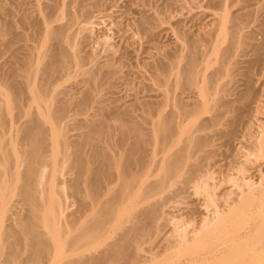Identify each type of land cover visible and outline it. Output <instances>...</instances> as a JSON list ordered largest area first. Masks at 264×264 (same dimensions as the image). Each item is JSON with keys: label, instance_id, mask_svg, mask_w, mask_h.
Masks as SVG:
<instances>
[{"label": "bare ground", "instance_id": "1", "mask_svg": "<svg viewBox=\"0 0 264 264\" xmlns=\"http://www.w3.org/2000/svg\"><path fill=\"white\" fill-rule=\"evenodd\" d=\"M35 2H36V0H35ZM39 2H40V0L39 1L37 0L36 3L39 4ZM50 3H48L49 5L47 4V6H52V5H50ZM57 5H59V4H56V6ZM45 6H46V4H45ZM54 6H55V4H54ZM67 7H68V5H67ZM60 8H61V6H60ZM37 9H39V7L36 8V10ZM4 11H5V8H4ZM64 11H65V9H64ZM6 12H8V10ZM71 12H72V10H71ZM5 14H7V13H5ZM61 15H63V14H61ZM86 15H87V13H86ZM8 16H10V15H8ZM71 16H73V15H71ZM227 16L224 15L223 18L219 19V20L222 19L221 23L219 22L220 26H221L219 28L222 29L221 30L222 35L219 34V35H221L220 41L217 38L216 40H218V41H215V42L219 43L221 41H224L225 39L227 40V37H228V40L232 39V41L227 40L230 43H229L228 47L226 45L227 48L225 50H224L225 47L223 48V50H222V48L220 49L221 45L219 48H218L219 45L216 48V44L214 47H215V49H218V50L216 51L213 48V50L216 51L215 53H217V54L214 53L215 54L214 56H218V54L220 56V57L218 56V58L215 57V59H217V61L219 60L218 62H221L219 65V68L214 70L215 72H213V70L211 69L210 71H212L213 73H211V72L210 73L212 75H209L210 74L209 73L208 76H206L207 72L203 74V71H205V70H201L205 66L202 67V65H203V63H202V65H201L202 68H200L199 67L200 64H198V60H197V57L195 56V53H191V52L189 55L190 56L189 59L188 60L186 59V61L188 63H186L187 66H185L187 68L184 67L186 69L185 72L187 71L185 74L183 72L184 70L182 71L178 68V62L180 60L177 63H174L175 65L169 66L168 67L169 69L167 68L168 71L166 70L168 73H166V71H165V73H163V75L161 77V82H162V86H163V90H164L162 97H161V113L159 111H157V112H159V115H158V113L156 114L157 115V117L155 116L156 120L152 121V119H151L152 124H150V120L147 121L148 119H146V117H144V115H143L146 122H149L148 124L152 125V128L150 129V131H148V133H143V131H145V127L143 128V126H141L140 123H137L136 122L137 120L135 121L136 118L133 119L132 117H130V115L128 117L124 113L118 112L121 115H119L117 113V115L115 117L118 120L117 122L119 123V125H117V128H115L116 125H114L115 127L112 126V129L114 128V132L116 131V129H118L117 130V136H119V138L118 139L115 138L116 141H113L115 139L112 138L111 134L110 135L106 134V131H108V133L109 132L113 133L111 130H109L111 124L108 123L109 125H108V127H106L107 123L104 122L103 119L97 118L98 120H101V121H98L96 118H93L94 120L89 121L90 122L89 126L87 125V127H89L88 131H86L85 133L83 132L84 135L82 133V135L84 136V139L82 137V139H80L81 142H79V143H76L75 140H74L75 142H73L72 140H69V137L65 132L63 135L62 134L60 135V132L58 131L59 132V134H58L57 130L58 129L60 130L61 123L62 122L66 123L65 122L66 118L68 116H70V115L67 116V114L69 113L68 112V109H69L68 104L71 103L70 105H72V103H75L77 109L78 110L81 109V111H82V108H83L82 106L85 105L86 108H88L87 104L92 103V102H89V99H91V97L93 96L92 95L93 93L91 92V90H90V92L92 94H90L89 91H86V92H89V94H84L81 99H79V98L76 99V98H74V97H76V95L75 96L73 95L74 97H72V94H71L70 98L72 97V100H70L69 99L70 92H68L69 94H68L67 98L69 99L68 101H70V102L68 103V101H67V103L65 102V104H64V100L66 101V99H67L65 97L67 95L65 93L66 91L64 92V91L58 90V92L63 93L62 96L65 95L63 97V100H61L62 98L60 97L61 98L60 99L58 97L61 94L58 92H57V94H55L56 88L54 86H57V87L59 86V84L56 85V83H59V80L62 76H65L66 74H68V71H69L71 65H73L74 63L80 64V62L82 65L83 56L80 54L81 48L79 49V46L77 45L78 43L76 42L77 43L76 44L75 40L73 39V37L76 35V34L74 35L75 32H71V33L67 32V29L64 26L65 24H63V25L58 24L59 26L58 25L52 26L49 23H46L44 21L46 23V26L44 25L45 28L40 27L41 31L44 29V32L42 33L43 35H41V37H40L41 45H40V43H39V45H40L41 49L40 48H39L40 50L38 49L39 52L36 53V51H38V50H36L34 47H32L34 44L33 45L30 44L31 46H30L29 52L25 53V57L23 56V59L21 61L20 60L17 61L19 63L21 62V67H18L19 69H16V68H15V70L13 69V72H11V74L8 72L10 74V76L8 77V75H7L8 79H9V80L8 79L6 80L7 84L4 83V86H3V83H0V85L2 84L0 86V121L4 122V124H5L6 123L5 121H8L9 118L13 115L15 108L18 110H23L24 105H22V100L25 97L29 101V105H27V106H29V109H27L26 112H27L28 116H29V114L31 116V118H29V122L27 121V123L25 124V127L23 126V128H21V129L19 128L20 129L19 132L17 131V133L21 134L19 141H21L20 143H22V144L19 143V145H18V146L23 145V146H21L22 147L21 149H20V147L18 149L16 146V144H18V142H17L18 139L16 140L17 135L15 136L16 137L15 139H11V137L9 139H7V138L4 139L5 137L1 138L2 134H0L1 135L0 136V201H4L5 200L4 197L6 195H8L9 193L17 192L21 195L22 200H24L26 202V204L28 206H30L29 207L30 212L28 214L29 216L23 217L22 211H20L19 208L15 207L14 210H12V206L7 205L6 206L7 209L5 210L6 213H8L7 210L9 212L11 211V213H10L11 215L9 214L10 215L9 222L7 221L8 218H6L5 216H1L2 214L0 213L1 214L0 215V264H3V263H5V264H25V263H27L28 264L31 261H33L32 264H51V262L56 257H58L57 255L59 254L58 251L56 250L57 249L56 244L59 242L61 243L63 239H64V243L67 244V250H65V251H67V252L70 251L71 254L68 252V255L70 254V256H69L70 258H67V260H65V261L63 259L64 262H62V264H107V263L109 264L108 260H111L110 264H112V263H114V264H125L124 262H126V263L129 262V263L134 264V262H136V261H137L136 264H140V262H142V261H140L141 260L140 258L142 256L140 257V254L138 253L140 247L143 245V243H145L148 240L149 234L151 233L153 228L156 227L155 229H159V227H160L159 219H161V218L165 219L166 218L165 216H167V218H169L170 221L172 220L173 223L174 222L177 223L176 225L174 223L176 228L174 226L171 227L172 229L175 228L174 232H172L173 230L169 231V232H171V236H172V233H173V236L175 235L174 236L175 239L169 238V239H172V240H170L172 243L170 242L171 245L169 244V247L166 248L167 250L168 249L170 250L172 248L176 249L175 251L173 250L172 255L176 254V256H177V254H178V256H179L180 254L178 251H180L181 255L179 257H182V255L184 253L188 252V250L190 249L189 247L192 248L195 245L201 243L200 244L201 247H199V245H198L197 250L191 249L190 253H186V255L184 254L183 256H188L189 258H187V259L192 260L194 263L197 262V264H264V183H262V181L264 182V174L262 176L263 178L259 179L260 180L259 185L257 184V182L259 180L257 181V179H256L257 182L255 184L258 185L257 187L253 186L254 184L252 185V183L255 182L254 180H253L254 182L251 181L253 178L252 179L247 178L248 181L250 180V182H251L250 184L248 183V181H247V183L245 181H242V180H241L242 182H240V178L243 175H246L248 173V171H247L249 168L248 166H250V164L248 165V163H247L249 158L245 155L246 156L245 161H247V162L244 161V162H242L241 165L235 164L233 166V167L238 166L237 168H235L238 172L236 171L234 174H227V176H225L224 178L222 177V180L221 181L219 180V182H215L212 179L214 177L213 176L214 173H216V172L214 169H212L213 165L215 163L211 160L219 155L218 153L221 152V150H222L221 148H224L226 146L224 144L225 146H222L221 148H219L220 147L218 145V144H220L219 142L223 141V140L220 141L219 138H221V137L228 138V139L225 138L226 142H229L227 140L233 139L235 137V136H233L234 131L232 129H230V126L233 124L232 128H234V122L237 120V116L232 117L230 119V116L232 115L231 113L233 110L230 109L229 107L232 104L230 103L231 102L230 99H229V102L226 101V99L228 100V96L225 100L223 98V96L226 92L227 93H229V91L231 92L230 89L229 90L227 89L229 87V85H228V87L226 86V84L228 82L225 81V82H227V83H225V82L220 81V77H222L223 75H226L229 70L231 71V69H228L227 68L228 66L226 67V65L229 64V63H227L228 59L230 58L229 56L231 55L232 50L234 49V47L238 41V39L235 37L236 36L234 33L235 31H233V32L231 31L233 34H230V36L232 35L233 37L232 36L229 37V35H227L228 33H231L229 31H227L228 33L226 32V29L229 30V27L226 28L227 22L229 24V21H230V18L228 21L229 16L228 17ZM53 17H51V19ZM76 17H71L70 19L73 20ZM48 18H49V16H48ZM69 18H68V21H69ZM233 18L235 19V17H233ZM7 19H5V20L7 21ZM23 19H24V17H23ZM37 19H38V17H37ZM55 19H56V16H55ZM60 19L62 20L63 18H60ZM75 20H73V21H75ZM50 21L48 20L47 22H50ZM52 21H54V20L52 19ZM231 21H233V20H231ZM19 22H21V21H19ZM24 22H26V21L24 20ZM75 22H72V23L75 24ZM23 23H21V24H23ZM42 23H43V21L41 20V24ZM69 23H71V21ZM243 23H244V20H243ZM11 24H12V27L15 26V25H13L14 24L13 22H9V25H11ZM70 25H72V24H70ZM70 25H68L69 27H67V28H71ZM232 25H235V24L233 23ZM238 26H239V24H238ZM12 29H15V27L11 28V30L9 29L8 31L6 29V31L4 30L3 32H5V33L8 32L10 34L12 33V35H13L15 33ZM16 36H18V35H15L14 37H16ZM3 37H5V36H3ZM19 37H17V38H19ZM234 37L236 38L237 41L234 39ZM35 38H36V36H35ZM229 38H231V39H229ZM22 39L24 40V38H22ZM11 40H13V39H11ZM18 40H20V39H18ZM210 40H211V38H210ZM5 42L7 44H9V42L4 41V43ZM14 42H17V41H14ZM53 42H54V45L52 47L51 43H53ZM29 43H31V42H29ZM234 43H236V44L234 45ZM11 45H13V44H11ZM24 46H26V45H24ZM237 47H239V46H237ZM18 48H20V47L18 46ZM28 48H29V45H28ZM219 49L222 52H220ZM9 50H11V49H9ZM11 51H13V50H11ZM7 52H9V51H7ZM15 53H14V55H15ZM17 53H19V52H17ZM197 54H198V52H197ZM205 56H206V54H205ZM211 56H213V55H211ZM5 59H7V58H5ZM209 59H211V58H209ZM215 59L213 57L214 61H215ZM42 61H45L44 66L41 65ZM229 61H231V60L229 59ZM207 62L209 63V61H207ZM207 62H204V63L206 64ZM6 63H8L7 60H6ZM176 64H177V66H176ZM74 65H76V64H74ZM74 65L72 67H74ZM206 66H208V65H206ZM13 67H16V66H13ZM40 67L41 68L43 67V69H41ZM8 69H10V68H8ZM203 69H205V68H203ZM225 70L227 72L224 73ZM92 71L87 70L85 72L91 76L90 77L89 75H87V77L89 76L90 79L93 81L94 78H96V77ZM207 71H209V70H207ZM112 72H114V71H112ZM114 73H116V71ZM168 74H169V77H168ZM5 75H6V73H5ZM68 75L70 76V73ZM105 75L104 76L107 77L109 74L106 72ZM173 75L175 76V78L172 79V80H174V82L172 83V81H170V77ZM96 76H98V75H96ZM230 76H231V74H230ZM235 77H236V75H235ZM114 78H116V77H114ZM223 78H224V76H223ZM61 79H64V77ZM232 79H234V78H232ZM221 80H223V79L221 78ZM100 82L102 83V80ZM102 84H100V87L103 86ZM229 84H230V82H229ZM96 90H98V89H96ZM231 93H229V95ZM226 94H225V96H226ZM95 95H97V94H95ZM53 100H54V102L52 103ZM55 100L57 102H55ZM73 100H74V102H72ZM76 100L78 101L77 104H76ZM227 102L230 104H228ZM54 103H56V104L54 105ZM26 104H27V102H26ZM77 105H79V107L80 106L81 107L78 108ZM89 105H91V104H89ZM145 105L142 107L145 108ZM147 106L148 105H146V107ZM155 106H160V104L159 105L157 104ZM72 107H75V106H72ZM72 107H70V108H72ZM91 107H93V106H91ZM150 107H151V104H150ZM24 108H25V106H24ZM238 108L239 107H237V109ZM72 109L74 110V108H72ZM156 109L159 110V108H157V107H156ZM103 110L104 109L100 108V112L102 111L101 112L102 114L104 113ZM143 111H145V110L143 109ZM97 112H99V109ZM145 112L149 113L148 111H145ZM101 113H99L97 115L102 116ZM146 113H144V114H146ZM208 113H210L211 115H209ZM205 114H207V117ZM150 115H151V113L149 114V116ZM117 116H118V118H117ZM143 117H142V119H143ZM224 118H226V119L228 118L227 119V125L225 124L226 121L224 120ZM2 119H4V121ZM144 119H143V121H144ZM49 122H52V125L50 124L51 126L47 125ZM99 122H101V123H99ZM146 122H143V124ZM223 124H224V126L226 125L225 127H227V126H229V127H227V129H225ZM250 124H251V122H250ZM220 125H221V127H220ZM218 126L220 128H217ZM222 126L224 127L223 129H222ZM4 128H6V127H4ZM142 129H144V130H142ZM148 130H149V128H148ZM251 130H249V131H251ZM263 130H264V126L262 129V133L259 131L261 133L260 134L261 137L258 135L259 138H257L254 142V146H253L254 150L249 148V147H252L251 145L248 146V149H250V152H251V150L256 151L257 152L256 154L258 155V157L260 156V158H262L261 160L264 159V132H263ZM235 132H236V129H235ZM99 133L101 136L99 138H101V140H102V141L101 140H99V141L106 143L104 145H108L107 150H110L109 152H107L106 148H105L106 152L104 149H101L104 146L103 147L100 146L102 144L99 145L98 144L99 142L97 143V141H95L98 139V138L96 139L95 136H97V135L99 136ZM249 133L251 135V132H249ZM103 134H105V136H103ZM10 136H12V134H10ZM236 136L240 137L238 135H236ZM247 136L249 137L248 139H250V137H252L249 135H247ZM244 137H245V135H244ZM252 138L255 139V136ZM237 139L239 140V138H237ZM240 139H242V138H240ZM246 139H247V137H246ZM82 140L87 145L95 143V145L93 144L94 146H92V150L94 148L93 153H95V155H96V156H94L95 157L94 159L95 160L100 159L101 161H98L99 166L101 165L100 163H103V166H100V167L96 166L97 168L96 167L93 168L92 165L94 163L93 164L91 163L90 158H93L94 154H92V157H90V158L88 157V159H86L87 157L86 158L83 157L84 155H82V154L84 151L83 149L85 147V144L84 145L82 144L83 143ZM234 140H235V138H234ZM238 144L241 145L242 143L240 142V143H237L236 145H238ZM243 144H244V142H243ZM220 145H222V144H220ZM240 145H238V146H240ZM247 145H249V144H247ZM252 145H253V142H252ZM82 146H84L83 149H82ZM217 146H218V149H221V150H219L220 152L217 151ZM242 146L243 145H241L240 147H242ZM90 147H91V145H90ZM233 147H234V145H233ZM240 147H237V149L238 148L239 149L236 150V152L240 151ZM55 149H58V150H55ZM230 151H231V147H230ZM155 152L161 154V155H159L161 157L160 158L156 157ZM224 152H226V151H224ZM224 152L222 151V153H224ZM250 152H249V154H250ZM235 153L233 155L234 158H237L240 154V158L244 159L245 156H243V155L241 156L240 152H239V154H238V152H237V154H235ZM254 153L255 152H253L252 154H254ZM216 154H218V155H216ZM231 154L232 153L227 154L228 157L229 156L232 157ZM245 154H247V153H245ZM256 154H254V155H256ZM156 155H158V154H156ZM220 155H221V153H220ZM235 155H237V157H235ZM221 157L222 156H220V158ZM224 157L228 158L227 156H224ZM224 157H223V160L219 159L223 162V164L226 163V162L224 163V161H225ZM249 157H250V155H249ZM258 157H256V158H258ZM74 158H76V159H74ZM218 158H219V156L217 157V160H218ZM234 158H233V162H232L233 164L237 163L239 160V158L238 159H234ZM94 159H93V161H95ZM229 159H231V158H229ZM229 159H227V160H229ZM73 161L75 162V165H76V169H74V170L75 171L77 170L76 171L77 181L78 180L84 181V178H82L83 175H85L87 172H90V170H92L91 167L93 168L94 172L93 173H92V171L90 172L93 174V177H92V175H91V177L89 175V177L91 179L86 177V179L88 178L86 181H88L89 179L90 180L88 182H92V181L94 182L95 181L94 183L93 182L92 183L93 184L96 183L94 186L96 187V185H97V192H98V196L96 195L97 197L95 196V199L93 200L92 213L90 214V216L87 219L83 220L84 222L83 221L81 222L82 224H80V226H79L80 228H78L79 230L78 229H76L75 231L73 230V229H75L74 228L76 225L75 223H68V224H67V222L65 223L66 225H68L69 228L71 227L70 230L73 227L72 230L75 233V235L74 234L72 235V233H73L72 231H71L72 233H69L70 232L69 228H66L64 222L62 223V219H61L60 223L57 220L56 221V222H58L57 224H56V222H51L52 217L50 215H52L54 213L51 214L50 211L45 210V206H46L45 202L47 200L46 194H48V192L50 190V188L48 189L46 187V185L48 186L46 176H47V172H48L49 167L52 166L51 163L54 162V164L52 163L53 166L59 164L58 166H56V168L57 167L59 168L60 165L64 166V167L68 166L69 165L68 163H70V162L72 165ZM89 162H90V164H92L91 167L88 166ZM211 162H213L214 164H212ZM227 162H229V161H227ZM154 163H156L160 166H158ZM218 163H220V161ZM218 163L216 161V164L219 165L217 169H221V167H220L221 163L220 164H218ZM230 163H227L225 165V167L230 165ZM232 163H231V165H232ZM238 163H241V162H238ZM244 163H245V165H244ZM262 163H264V162H262ZM150 164H154L156 167H159V171H161L159 173H161V176L159 177V174L157 173L158 174L157 176L159 177V179L156 182L152 181V184L150 183L151 185L149 184L146 186L145 181H146V176L150 172L149 170L152 169L151 171L154 172L158 169V168L153 169L152 167L154 165L150 166ZM216 164H215L214 168H216ZM253 164H256V163L253 162ZM246 165H248V166H246ZM251 165H252V162H251ZM259 165L262 166L263 164H259ZM259 165H258V167H259ZM61 166H60V168H61ZM155 166H154V168H155ZM22 167H23V169H21ZM225 167H223V165H222V169H224ZM231 168L232 167L228 168L227 173H229V171L234 169V168H232V169ZM253 168L251 170H253ZM261 168H263V170H264L263 166ZM261 168L258 171L262 172ZM115 169L120 171V174L118 175L117 180H116V177H117L118 172L115 173ZM217 169H216V171H217ZM226 169H227V167H226ZM229 169H231V170H229ZM257 169L258 168H255V170H257ZM251 170L249 168V174H247V175L250 176ZM59 171L61 172V169ZM212 171H214V172H212ZM219 171H221V170H218L217 172L220 173ZM225 172H222L223 176H224ZM251 174H252V172H251ZM17 175L18 176L21 175L22 176L21 179H23V184L20 186L14 185V183H15L14 178ZM254 175H252V176H254ZM149 176H151V175L149 174ZM158 177H156V178H158ZM258 177L261 178V176H258ZM211 179H212V182H210ZM243 179L245 180L246 177ZM52 181L54 182V180H52ZM82 181H80V182H82ZM116 181L118 182V186L114 187L113 184ZM228 182H231V183L233 182L234 184H231V183L230 184H231V186L234 185V187H231L228 184ZM243 182H245V183H243ZM66 183H63V184H66ZM224 183L227 184V186L229 185V187H228L229 189H225L223 186V189H224V190L222 189L224 191L223 194L219 195L221 192L218 194L219 197L222 196V197H220V200L223 199L222 201H220L219 199H217L215 197V196H217V193H218V192H216V190L217 189L220 190L219 188L222 187V185ZM235 186L237 187V189H235ZM173 187H175V188H173ZM62 188H64V186H62ZM171 188H173L175 191L173 190L174 192L171 194L169 193V194L171 196L173 194L175 199L171 198V197L168 198L167 195L163 194L166 197V199L165 200L163 199L164 201L159 208H158L159 204L156 201H154V202L157 204H155L152 201H150L151 203L149 201H146L147 199L149 200V198H151V196L154 195V191L156 192L157 190H159L161 193L162 192L161 190L165 191V190L171 189ZM192 189H194L193 190L194 193H192L193 192ZM53 190H54V188H53ZM159 191H157L155 193V195H157ZM203 192H205V193H203ZM55 193L57 195L61 194V192L59 193V191H55ZM195 193H199L198 195H200V193H202L201 195H203V197L205 195L206 201L203 200L202 203L204 202V205H206V206L205 207L201 206V208L204 207V209H206V207H207L208 208L207 213H209L210 210H211V212H210V215H206V216L204 215V218H201L202 219V220H200L201 222L199 221L200 224L198 223L199 227H196V229H194V230H193V228L191 230L189 229V231H188V228L186 227L187 225H183L185 228L182 225L180 226L179 223L184 224V222H180L179 219H183L184 216L182 217V215H180V214L183 212H186V211L188 213L190 208H192V211H194L193 210L194 208L191 206V204L188 202L190 204L189 208L187 207L188 204H187V206H185L186 208H188V210L184 207L186 209V211L183 209L184 211L181 210L182 212L180 213V210L178 209L179 212L177 213L176 212L177 210H176L174 213H172V215L170 213L174 210L169 209V211H168L167 207H169L170 204H172V203H170V204L168 203L169 200H171V199H174V201L176 199L178 200V198H176V197L185 196L186 194H187V197L188 196L190 197V195L195 194ZM95 194H96V192H95ZM196 196H197V194H196ZM135 197H137V198H135ZM55 198H56V196H55ZM132 198L137 199V201H135V203H131V204H133V208L130 209L131 206H129V210L126 211L127 213H129V214L126 213V215H127L126 221H131V223L133 222V225L132 226L129 225L128 228H125V227H122L123 226L122 224L126 223V221L122 222L121 225H119V228L114 230V232L119 230V232H117L118 236H116L117 239L114 238L115 240L113 239L112 242L108 243L107 246L105 247V249H103L101 252H99V255H97V254L96 255L95 254H93V255L86 254L84 252L85 244L86 243L88 244L89 242L91 243L93 241H96V240L100 239L103 235H106L105 233L107 231L109 232V229L113 227V225L116 221H118L117 219H120L124 215V211L126 210V209L124 210V208H123L124 204L128 203L127 201H130V200L132 201ZM161 199H162V197H161ZM182 199H184V198H182ZM54 201H55L57 208H58L56 210L57 212L55 211L56 213L54 214V216L56 215L59 217L60 215H64L65 210H64V206H62L63 204L59 203L60 200L58 201V198L55 199ZM5 202H7V199ZM5 202H4V204H6ZM148 202H149L148 206L143 205L144 203H148ZM161 202H159V203H161ZM192 202H193V200H192ZM177 203H180V205H181V202H177ZM46 204H47V202H46ZM256 204L258 205V207ZM166 205H167V207H165ZM201 205H203V204H201ZM255 205L257 207L256 210L253 209V207ZM2 206H3V203H2ZM195 206L197 207L198 205H195ZM164 207L167 210L166 214L164 212L165 210L163 211ZM5 208H3V209H5ZM160 208H161V211H160ZM172 208H173V206H172ZM5 211H3V212H5ZM159 211L161 213H162V211L164 212L162 214L163 216L161 218H160L161 215H160ZM168 212H169V216H168ZM175 213H177V214L180 213L179 219L176 218V217H178V215H176ZM187 213H183V214H187ZM164 214H165V216H164ZM173 214H175L176 217L174 215V218H171V216H173ZM125 219L126 218H124V220ZM162 219H161V222L163 223V225H161V227L163 228V226L165 227L164 221L166 219L165 220L164 219L162 220ZM171 222H169V223L171 224ZM52 223H54V224H52ZM117 223L118 222L115 223V226ZM119 223H120V221H119ZM128 223L130 224V222H128ZM169 223L166 220L165 224L167 225ZM194 223H196V222H194ZM172 224L168 225V226H172ZM116 227H118V226H116ZM188 227H189V225H188ZM169 228H167V226H166L165 229L169 230ZM155 229H153V233H154ZM165 229L163 228L161 231L162 233L164 232V234L166 233ZM77 230H78V232H77ZM149 231H150V233H149ZM69 234H71V235H69ZM169 235H170V233H169ZM154 239H155V237H154ZM84 240H85V242L86 241H89V242L84 243L83 242ZM202 243H203V245H202ZM87 244H86V246H87ZM192 245H194V246H192ZM171 252H172V250H171ZM169 254H171V253H169ZM146 256H148V255H146ZM157 256H156V258H157ZM185 259H186V257H185ZM112 260H113V262H112ZM154 260H156V259H154ZM130 261H132V262H130ZM192 261H191V263H192ZM144 262H146V261H144Z\"/></svg>", "mask_w": 264, "mask_h": 264}, {"label": "rangeland", "instance_id": "2", "mask_svg": "<svg viewBox=\"0 0 264 264\" xmlns=\"http://www.w3.org/2000/svg\"><path fill=\"white\" fill-rule=\"evenodd\" d=\"M36 2H37V0H36ZM36 2H35V0H21V1L20 0H9V1L8 0H0V46H1L0 47V81L1 80L3 81V82L1 81L0 83H3V86H4V83L7 84L6 80L10 76L11 72H13V69L15 70V68L19 69L18 67H21V62L19 63L17 61H19V60L21 61L23 59V56L25 57V53L29 52L31 45L34 44L32 47H34L36 50H38L40 48V45H41L40 37H41V35H43L42 33L44 32V29L41 31V28H43L44 25L46 26V23H49L52 26L53 25L56 26L58 24L59 25L65 24L64 26L66 27L67 32H70V33L75 32L74 35L76 34L73 37V39L75 40V43L76 42L78 43V44L77 43L76 44L79 46V49L81 48L80 54L83 56V61H82V65H81V62H80V64L74 63V64H76V65L73 64L74 67H72L73 65H71V67L68 71V74L70 73V76L68 74H66L65 76L61 77V78L64 77V79H61V78H60V80L58 79L59 83H56V85L59 84V86L58 87L54 86L56 88L55 94H57L58 90L64 91V92L66 91L65 92L67 94L66 96L65 95L62 96L63 93L58 92L61 94L58 97L59 98L61 97L62 99L61 98L60 99L63 100V97L65 96L67 98L68 94H69L68 92H70L69 99L72 100V97H74L75 95H76V97H74V98L81 99L84 94H89L90 90L93 93L92 94L90 92V94H92L93 96L91 95L92 97H91V99H89V102H92V103L88 102L91 105L87 104L88 108H86L85 105L82 106L83 107L82 111H81V109L80 110L77 109L75 103H72V105H70L71 103L68 104L69 109L68 108L67 109H68L69 113L67 114V116L68 115H70V116H68L66 118V121H65L66 123H63V122L61 123L60 130L56 129L57 132L58 131L60 132V135L61 134L63 135L65 132L68 135L69 140H72L73 142L76 141V143L81 142L80 139H82V137L84 139L83 135L86 131H88V128H89V127H87V125L89 126V123H90L89 121L94 120L93 118L103 119L104 122L107 123L106 127H108V125L111 124L109 130H111L113 133H110V132L108 133V131H106V134H108V135L111 134L113 139H115V138L118 139L119 138V136H117V130L118 129H116L115 132H114V128L112 129V126L115 127L114 125H116L115 128H117V125H119V123L117 122L118 120L115 117L118 112L124 113L128 117L130 115V117H132L133 119L136 118L135 121L137 120L136 121L137 123H140L141 126H143V128L145 127V131H143V133H148V131H150V129L152 128V125H150V124H152V121L156 120L155 119L157 117L156 114L158 113V115H159V112L161 113V97H162V94L164 91L163 86H162V82H161V77H162L163 73H165L166 70L168 71L169 66L175 65L174 63H177L180 60L178 62V68L182 71L184 70L183 72L185 74L187 72V71L185 72V70H186L185 68H187L185 66H187L186 63H188L186 61V59L187 60L189 59V57H190L189 55L191 52V53H195V56L197 57V60H198V64H200L199 67L202 68L203 66H205V67H203L205 69L202 68L201 70H205V71H203V74L207 72L206 76H208V74L210 72L213 73V72H215L214 70L219 68V65L221 62H218L219 60L217 61V59H215V57L218 58L219 54H218V56H214L215 54H217L215 52L218 50V49H215L214 46L216 44V48H217V46L219 45L218 46V48H219L221 45L220 49L222 48V50H223V48L225 47L224 48V50H225L230 43L228 41H232L231 38H229L231 40H228V37H227L228 41L225 39L224 41H221L219 43L215 42L218 40L220 41V37L222 35L221 34L222 29L219 28V27H221L220 23H221L222 19L221 20H219V19L223 18L224 15L225 16L228 15L229 16V17L227 16L228 21H229V18H230V21H229V24L227 22L226 28L229 27V30L226 29V32L227 31H229V32L235 31L234 32L236 35L235 37L238 39V41L234 37V39L237 41V44L234 43V45L235 44L236 45H235L234 49L232 50L231 55L229 56L230 57L229 59L231 61H229V59H228L227 63H229V64L226 65V67L228 66L227 68L231 69V71L229 70L226 75H223L224 78H223V76L220 77V81H222V82L227 81L228 83L225 82V83H227L226 84L227 87L229 85V87L227 89L228 90L230 89L231 92L233 93L232 94L229 91V93L232 94V95L230 94L231 95L230 96L229 93L226 92L227 94L225 93L226 96L224 94L223 98L225 100L228 96V100L226 99V101H228V102L230 99V101H231L230 103L232 105L229 108L233 110L231 113L232 115L230 116V119L232 117L237 116V120L234 122V128H232L233 127L232 123H231L232 125L230 126V129H232L234 131L233 136H235L234 137L235 140H234V138L231 140H227L230 143L226 142V139H228L226 137L219 138L220 141L223 140L221 142H219L217 140L220 144H222V145L218 144L220 146L219 148H221L222 146H225V145L226 146L224 148H221L222 150L218 149V146H217V151L221 150V152L219 151L221 153V155H220V153H218L219 155L216 154L219 156L218 160H217L218 156L215 157L216 159L214 158L211 160L215 164H216V161H217V163L219 161L221 163V164L218 163L221 165L220 166L221 169H217L219 165L216 164V168H214L215 164L213 162H211L212 164H214L212 169H214L216 172V173H214L213 176L215 178L216 177L218 178V179L217 178L215 179L213 177L212 179L215 182H219V180L221 181L222 177L224 178L225 176H227V174H234L237 171L235 168H237L238 166H235V167H233V166L235 164L241 165L242 162H244L246 160V156H247L249 159L247 158L248 162L247 161H245V162H247L248 165L250 164V166H248V165H246V166H248L250 168V170L253 167L254 168H253V170L250 171V176L247 175V174H249V168H248V170H247L248 173L246 175H243L244 177L242 176L241 177L242 179L240 178V182L245 181L247 183L248 179L253 178L251 180L252 182L255 181L254 183H252V185L254 184L253 186L257 187L260 184L259 179H262L263 178L262 176L264 174V170H263V168H261L262 166L264 167V163H262V162H264V159L261 160L262 158H260V156L258 157V155L256 154L257 152L253 151L254 150L253 146H254L255 140L257 138H259L258 135L261 137L260 134L262 133V129L264 126V122H263L264 121V0H63V1L62 0H40L39 4ZM48 3H50V5H52V6H47ZM45 4H46V6H45ZM54 4H55V6H54ZM56 4H59L61 6V8L59 5L56 6ZM67 5H68V7H67ZM38 7H39V9H37L38 10L37 11L36 8H38ZM4 8H5V11H4ZM64 9L66 12L64 11ZM7 10H8V12H6ZM71 10H72V12H71ZM4 12L7 14H5ZM86 13H87V15H86ZM61 14H63V15H61ZM70 14L73 16H71ZM8 15H10V16H8ZM69 15L71 17L77 16L75 18L76 20L73 19L76 22L71 20L70 19L71 17ZM48 16L50 19L48 18ZM55 16H56V19H55ZM232 16L235 17V19ZM23 17H24V19H23ZM37 17H38V19H37ZM51 17H53L52 19L54 21H52ZM60 18H63V19L61 20ZM68 18H69V21H68ZM5 19H7V21ZM47 19L49 21L50 20L51 21L47 22L48 21ZM24 20L26 22H24ZM41 20L43 21L42 24H41ZM231 20H233V21H231ZM243 20H244V23H243ZM19 21H21V22H19ZM70 21H71V23H69ZM9 22H13L14 23L13 25H15V26H13V27H15V29H12L15 33L13 35L14 36L18 35V36L14 37L12 35V33L10 34L7 32L8 33L7 34V33L3 32L4 30L6 31V29L8 31L9 29L11 30V28H13L12 24L9 25ZM72 22H75V24ZM21 23H23V24H21ZM233 23L235 25H232ZM70 24H72V25H70ZM238 24H239V26H238ZM68 25H70L71 28H67V27H69ZM232 32L231 33L227 32L228 33L227 35H229V37H231L232 35L230 36V34H233ZM219 34H221V35H219ZM3 36H5V37H3ZM35 36H36V38H35ZM17 37H19V38H17ZM22 38H24V40ZM210 38H211V40H210ZM217 38H218V40H216ZM11 39H13V40H11ZM18 39H20V40H18ZM3 40L9 42L10 45L7 44L6 42L4 43ZM14 41H17V42H14ZM29 42H31V43H29ZM54 42L51 43L52 47L54 45ZM39 43H40V45H39ZM11 44H13V45H11ZM24 45H26V46H24ZM28 45H29V48H28ZM226 45H227V47H226ZM18 46L20 48H18ZM237 46H239V47H237ZM213 48L216 51L213 50ZM9 49L13 50L14 52L9 50ZM220 49H219V51L222 52ZM39 50L36 51V53L39 52ZM7 51H9L10 53ZM17 52H19V53H17ZM197 52H198V54H197ZM14 53H15V55H14ZM205 54H206V56H205ZM211 55H213V56H211ZM213 57H214L216 62L213 60ZM5 58H7V59H5ZM209 58H211L213 61ZM6 60L8 63H6ZM203 61L204 62L209 61V63L207 62L208 64L207 63L205 64ZM44 62L45 61H42L41 65L44 66L45 65ZM202 63H203V65H202ZM201 65H202V67H201ZM206 65H208V66H206ZM13 66H16V67H13ZM176 66H177V64H176ZM8 68H10V69H8ZM41 69H43V67ZM211 69L213 70V72L210 71ZM87 70H90V71L93 70L92 72L95 74V77H96V78H94L93 81L90 79L91 76L85 72ZM207 70H209V71H207ZM226 70L224 71V73L227 72ZM112 71H114V72L116 71V73H114ZM167 71H166V73H168ZM4 72L6 73V75ZM106 72L109 74L108 75L109 77L107 76L108 78L105 77ZM211 73L209 75H212ZM230 74H231V76H230ZM7 75H8V77H7ZM87 75H89L90 77L89 76L87 77ZM96 75H98V76H96ZM235 75H236V77H235ZM113 76L116 78H114ZM173 76L170 77V81H172V83L174 82V80H172V79L175 78V76L174 77ZM168 77H169V74H168ZM221 78L223 80H221ZM232 78H234V79H232ZM101 80H102L103 84L100 82ZM229 82H230V84H229ZM100 84H102L103 86L100 87ZM96 89H98V90H96ZM86 91H89V92H86ZM94 93L97 95H95ZM71 94H72V97L70 98ZM69 99L67 98L66 101L64 100V104H65V102L67 103V101ZM26 102H27V104H26ZM53 102H54V100L52 101V103ZM55 102H57V101L55 100ZM69 102L70 101H68V103ZM72 102H74V100ZM77 103H78V101L76 100V104ZM144 103L148 106L146 107V105ZM230 103H228V104H230ZM55 104L56 103H54V105ZM143 104L145 105L146 109L144 107H142V106H144ZM150 104H151V107H150ZM157 104L158 105L160 104V106H155ZM22 105L25 106V108L23 106L24 111L18 110L15 108L13 115L10 117L11 119L9 118L8 121H5L6 122L5 124H4V122L0 121L1 122L0 123V134H2V136L0 135L1 138L5 137L4 139H6V138L9 139L11 137V139H15L17 137L16 140L18 139V141H17L18 144H16V146L18 149H19V147L21 149L22 148L21 146H23V145L18 146L19 143L21 142V141H19L21 134L17 133V131L19 132V130L21 128H23V126L25 127V124L27 123V121L29 122V118H31L30 114L28 116V114L26 112V110L29 109V106H27V105H29V101L27 100L26 97L23 98ZM72 106H75V107H72ZM77 106H78V108L81 107V106L79 107V105H77ZM91 106H93V107H91ZM70 107L74 108V110ZM156 107L159 108V110L156 109ZM237 107H239V108L237 109ZM100 108L104 109L103 114L101 113L102 111L100 112ZM98 109H99V112H97ZM143 109L145 111H148V112L150 110L151 111L149 113H146L145 111H143ZM157 111H159V112H157ZM99 113H101L102 116L101 115L98 116L97 114H99ZM144 113H146V114H144ZM150 113H151V115L149 116ZM118 114L121 115L120 113H118ZM208 114L211 115L210 113H208ZM143 115H144V117H146V119H148L147 121L150 120V124H148L149 122H146ZM205 115L207 117V114H205ZM142 117H143L144 121H143ZM117 118H118V116H117ZM151 119H152V121H151ZM227 119L224 118V120L226 121V123H225L226 125H227ZM2 120L4 121V119H2ZM98 121H101V120H98ZM143 122H146V123L143 124ZM250 122H251V124H250ZM99 123H101V122H99ZM50 124L52 125V122H49L47 125L49 126ZM223 126H224V124H223ZM223 126H222V129L225 127V126L224 127ZM4 127H6V128H4ZM220 127H221V125H220ZM220 127L218 126L217 128H220ZM227 127H229V126H227ZM227 127H225V129H227ZM148 128H149V130H148ZM235 129H236V132H235ZM142 130H144V129H142ZM249 130H251V131H249ZM59 132H58V134H59ZM249 132H251V135ZM263 132H264V130H263ZM82 133H83V135H82ZM242 133L245 135V137ZM10 134H12L13 137L10 136ZM236 135H238L240 137H237ZM247 135L252 136V137L255 136V139L252 137H250V139H248L249 137ZM103 136H105V134H103ZM99 137H101L100 133H99V136L98 135L95 136L96 139L98 138L95 141H97V143L99 142L98 143L99 145L102 144L100 146H102V147L104 146L103 148L100 147L101 149L105 150V148H106V150H107L108 145H104L106 143L101 142L102 140ZM246 137H247V139H246ZM237 138H239V140ZM240 138H242V139H240ZM116 139L113 141H116ZM99 140H101V141H99ZM241 140L244 142V144ZM240 142L242 143L241 145H243L242 147H240L241 146L240 144H238L240 146L236 145L237 143H240ZM252 142H253V145H252ZM20 144H22V143H20ZM82 144L83 145L85 144L84 141ZM93 144L95 145V143L90 144L91 147H90V145H87V144H85V147L82 146V149L84 147V149H83L84 151L81 149L83 151L82 155H84L83 156L84 158L87 157L86 159H88V157L90 158V157H92V154H94L93 158H90L91 163L92 164L94 163V164L92 165L89 162L88 163L89 167H91V165L93 166V168H95L96 166H98V167L103 166V163H100L101 165L99 166L98 161H101L100 159L99 160L94 159L95 158L94 156H96V155H95V153H93L94 148L92 150V146H94ZM247 144H249V145H247ZM233 145H234V147H233ZM250 145L252 147H249V148L253 149V150H251V152L252 151L255 152L254 154H256L257 156L252 154L253 152L251 153L250 149H248V146H250ZM229 146L231 147V151H230ZM237 147H240V151H237L238 154L240 152L241 156L246 155L244 157V159L240 158V154L238 157H237V155H235V157H237V158L233 157L236 150L239 149V148L237 149ZM55 150H58V149H55ZM106 150H105V152H106ZM109 151L110 150H107V152H109ZM222 151L223 152L226 151V152H224L226 155L224 153H222ZM232 151L233 152L235 151V152L233 153ZM237 152L235 154H237ZM249 152H250V154H249ZM230 153H232L231 154L232 157H230V156L228 157L227 154H230ZM245 153H247V154H245ZM156 154H158V155H156ZM156 154H155L156 157H158V158L161 157V156H159L161 154H159V153H156ZM249 155H250V157H249ZM220 156H222V157L220 158ZM224 156H227L228 158H226ZM223 157L225 159L224 163L226 162L225 164H223V162L221 161V160H223ZM256 157H258L259 159ZM229 158H231V159H229ZM233 158L234 159L239 158L238 162H241V163H238L236 161L237 163L233 164L232 163ZM74 159H76V158H74ZM93 159L95 161H93ZM219 159H221V160H219ZM227 159H229V160H227ZM255 160L256 161L258 160V161L256 162ZM227 161H229V162H227ZM230 162L232 163V165ZM251 162H252V165H251ZM253 162L256 164H253ZM52 163L54 164V162H52ZM52 163H51L52 166L49 167L48 172H47V176H46L48 186H49L48 187L46 185V187L48 189L50 188V190H49L48 194H46L47 204L45 202V205H46L45 210L50 211L51 214L52 213L55 214L57 212L56 210L58 208H57V205H56L54 200L58 198V201L60 200L59 203L63 204L62 206H64V210H65L64 213L65 214L60 215L59 217L56 215H55L56 216L55 217L54 214L50 215L52 217L51 222H56L58 220V222L60 223V221L62 219V223L64 222V224L66 222H67V224L68 223H75L76 224V225L74 224L75 229H73V227H72V229L75 231L76 229L80 228L79 226H80V224H82L81 222L84 219H87L90 216V214L92 213L93 200L95 199L96 195L98 196L97 185L95 187L94 185L96 183L93 184L95 181L94 182L92 181L93 183L88 182L91 179L90 178L91 175L93 177L92 173L94 172V170L91 167L92 170H90V172L92 171V173L87 172L82 177V178H84V181L78 180L79 181L78 182L77 177H76V171L77 170L76 171L74 170V169H76V165H75L74 161L72 162V165L70 162V163H68L69 165L67 164L68 166L64 167V166L60 165L61 168L59 166V168L57 167L58 169L56 168V166H58L59 164L53 166ZM227 163H230V165L226 166L227 167V169H226L225 165ZM154 164H156V163H154ZM154 164H150V166L151 165L153 166ZM259 164H263V165L261 166ZM156 165H158V164H156ZM222 165H223V167H225L224 169H222ZM244 165H245V163H244ZM258 165H259V167H258ZM154 166L152 168L153 169L158 168L157 169L158 171L156 170L157 172L156 171L153 172V171H151L152 169L149 170L151 173L149 172L148 175L146 176V181H145L146 186L149 185L150 183L152 184V181L156 182L159 179V177L161 176V173H159V172H161V171H159V167L155 166V168H154ZM158 166H160V165H158ZM229 167H232L235 170L234 169L231 170L232 169L231 168V169H229L231 171H229V173H227ZM255 168H258V169L255 170ZM260 168H261L262 172L258 171ZM21 169H23V167ZM60 169H61V172L59 171ZM216 169H217V171L218 170H221L222 172L226 171L224 173V176H223L221 171H219V172L222 175L220 173H218L216 171ZM212 172H214V171H212ZM251 172H252V174H251ZM115 173H117V177H116V180H117L118 175L120 174V171L115 169ZM157 173L159 174V177L157 176L158 175ZM149 174L151 176H149ZM89 175H90V177H89ZM252 175H254V176H252ZM258 176H261V178ZM86 177H88L90 179L88 181H86L88 179V178L86 179ZM156 177H158V178H156ZM245 177H246V179L244 180L243 178H245ZM21 178H22L21 175H19V176L17 175L14 178L15 183H16V184L14 183V185H17V186L22 185L23 179H21ZM212 179L210 180V182H212ZM256 179H257V181L259 180L258 181L259 183L256 181ZM52 180H54V182ZM80 181H82V182H80ZM245 182H243V183H245ZM256 182L258 185L255 184ZM63 183H66V184H63ZM230 183L231 182H228V184L230 186H231V184H234L233 182L231 184ZM248 183L249 184L251 183L250 180L248 181ZM262 183H264V182L262 181ZM224 184L222 185V187L219 188L220 190H218V189L216 190V192H218V193H217V196H215V197L219 200H220V197H222V196L219 197V195H222L224 192L223 186L225 189H229L228 188L229 185L227 186V184H225V185ZM62 186H64V188H62ZM113 186L117 187L118 182L117 181L114 182ZM231 187H234V185ZM53 188H54V190H53ZM173 188H175V187H173ZM173 188L167 189L165 191L160 189L163 192V193L161 192L162 194L160 193L159 190H157V191H159L157 195H155V193L157 191L156 192L154 191V195L151 196V198H149V200L147 199L146 201H149V202L150 201H152V202L156 201L159 204V206H158V208H159L161 206V204L163 203V201L166 199V197L164 195H167L168 198L171 197V198L175 199L173 194H172L173 197L170 195L171 193H173L175 191ZM235 189H237L236 186H235ZM193 190L194 189H192V191ZM55 191H59V193L61 192V194L57 195L55 193ZM95 192H96V194H95ZM192 193H194V191ZM203 193H205V192H203ZM196 194H197V196H196ZM198 194L199 193L192 194V195H190V197L189 196L187 197V194L185 196H180L181 198L176 197V198H178V200L180 199L181 201L180 200L178 201L177 199L174 201V199H171V200H169L168 203L169 204L172 203V204H170V206L168 205L169 207H167V205L165 206L168 208L167 209L168 211H169V209L174 210L170 213L172 215V213H174L176 210H177L176 212L178 213L179 212L178 209L180 210V213L184 210L186 211V209L188 210V208L191 204V206L194 208L193 209L194 211H192V208H190L188 211L189 214L187 213V211L183 212V213H187V214H183V213L180 214L179 213L180 215H182V217L184 216V218H183L184 220L179 219V214H177V213H175V214L178 215V217H176L175 214H173V216H171V218H174V215H175V217L177 219H179L180 222H184V224L183 223H179V224H180V226L181 225L182 226L187 225L186 227L188 228V231H189V229L191 230L193 228V230H194V229H196V227H199L198 223L200 224V222H201L200 220H202L201 218H204V215L205 216L210 215V212H211V210H210L209 213H207L208 212L207 207H206V209H204V207L206 205H204V202L202 203V201L203 200L206 201L205 195L203 197V195H201L202 193H200V195H198ZM55 196H56V198H55ZM161 197H162V199H161ZM4 198H5L4 201H0V213L2 214V215L1 214L0 215L8 218L7 219L8 222H9V218L11 215L10 214L11 211L9 212L7 210L8 213H6L5 210L7 209V207H6L7 205H11L12 210H14L15 207L19 208V210L22 211L23 217L29 216L28 214L30 212L29 211L30 206H28L26 204V202L24 200H22V197L19 193L11 192L8 195H6ZM135 198H137V197H135ZM135 198H132V201L130 200L131 202L127 201L128 203L124 204L123 208H124V210L125 209L126 210L124 211V215H123L124 217L122 216L120 219H117L118 221H116V222H118L116 224V226H118V227L115 226V223H116L115 222L113 227L111 226L112 228L109 229V232L107 231L108 233L106 232L105 233L106 235H103L100 239L93 241L91 243L89 241H86V242H89L88 244L85 242V240L83 241L84 243L87 244V246L85 244V250H84V252L86 254H88V255H93V254L99 255V252H101L103 249H105V247L107 246L108 243L112 242L114 238L117 239L116 236H118L117 232H119V230L115 231V232H114V230L119 228V225H121L122 222H125L127 220V215H126L127 212L126 211L129 210V206H131L130 209L133 208V204H131V203H135V201H137V199H135ZM182 198H184V199H182ZM6 199H7V202H5ZM157 200L159 202H161V201L162 202L159 203ZM192 200H193V202H192ZM222 200H220V201H222ZM176 201L181 202L182 206L180 205V203H177ZM1 202L3 203V206H2ZM4 202L6 204H4ZM149 202L144 203L143 205L148 206ZM157 203H155V204H157ZM187 204H188V206H187ZM201 204H203V205H201ZM195 205H198V206L196 207ZM256 205L253 207V209H255V210L258 207V205H257V207H256ZM172 206H173V208H172ZM185 206H187L188 208H186ZM201 206H204V207L201 208ZM165 207H164L163 211L165 210L164 212L166 214L167 210ZM3 208H5V209H3ZM3 211H5V212H3ZM160 211H161V208H160ZM160 211H159V213L161 215L160 216V218H161L163 216L162 214L164 212L162 211V213H161ZM127 214H129V213H127ZM165 214H164V216H165ZM168 216H169V212H168ZM165 217L167 218V216H165ZM124 218H126V219L124 220ZM161 219H159V223H160L159 229H155L156 227L153 228V229H155L154 233H153V229H152L151 233L149 231L150 234H149L148 240L145 243H143V245L139 249L138 253L140 254V257L142 256L140 258L141 259L140 261H142V262H140V264H143V263L144 264H153V263L154 264L155 263L156 264H190L192 260L187 259L189 257L183 256V255L184 254L186 255V253H190L191 249L197 250V246L199 245V247H201V245H200L201 243L195 245L196 247L194 245H192L195 248L189 247L190 249L188 250V252H186V253L183 252L184 254L182 255V257H179L181 255L180 251H178L180 254L179 256H178V254H177V256H176V254L172 255L173 250L175 251L176 249L172 248L170 250L169 249L167 250L166 248L169 247V244L171 242L170 240H172L169 238L175 239V237H174L175 235L173 236V233H172V236H171V232H169V231L173 230L172 232H174V230L176 228L175 225L177 223L174 222L175 223V225H174L173 221L171 220L172 221L171 222L170 219L167 218L166 220L168 223L169 222H171V224L173 223L172 226H168L171 224L169 223L166 225L165 224L166 220L163 218L165 220L164 221L165 227L163 226V228L165 229L166 226H167V228L170 227L169 230H167V229H165L166 231L164 230L168 234L167 235L166 233L164 234V232L163 233L161 232L163 229L161 227V225H163V223L161 222ZM119 221H120V223H119ZM58 222H56V224ZM128 222H130V224ZM194 222H196V223H194ZM126 223H123L122 227L128 228L129 225L130 226L133 225V222L131 223V221H126ZM52 224H54V223H52ZM188 225H189V227H188ZM65 226H66V228H69L68 225L65 224ZM173 226L175 228L172 229L171 227H173ZM70 228H69V231H70L69 233H72L73 230L72 229L70 230ZM78 230H77V232H78ZM168 232L170 233V235ZM73 234L75 235L74 232L72 233V235ZM69 235H71V234H69ZM154 237H155V239H154ZM56 245H57L56 250L58 251L59 254L57 255L58 257H56L51 262V264H57V263L62 264V262L67 260V258H70L69 256H70L71 252L68 251L70 253L68 255V252L65 251V250H67V244L64 243V239L62 240L61 243L59 242ZM202 245H203V243H202ZM171 250H172V252H171ZM169 253H171V254H169ZM146 255H148V256H146ZM156 256H157V258H156ZM185 257H186V259H185ZM63 259H64V261H63ZM154 259H156V260H154ZM144 261H146V262H144ZM108 262L110 264L111 260H108ZM112 262H113V260H112ZM130 262H132V261H130ZM30 263L32 264L33 261H31ZM30 263H28V264H30ZM124 263L128 264L129 262H127V263L124 262ZM136 263H137V261L134 262V264H136ZM3 264H5V263H3ZM25 264H27V263H25ZM112 264H114V263H112ZM129 264H132V263H129ZM191 264H197V262L194 263L192 261Z\"/></svg>", "mask_w": 264, "mask_h": 264}]
</instances>
